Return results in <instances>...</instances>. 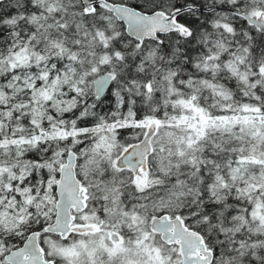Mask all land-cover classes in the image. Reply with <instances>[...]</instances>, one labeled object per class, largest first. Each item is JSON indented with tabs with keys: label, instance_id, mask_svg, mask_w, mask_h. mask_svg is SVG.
<instances>
[{
	"label": "snow or ice",
	"instance_id": "1",
	"mask_svg": "<svg viewBox=\"0 0 264 264\" xmlns=\"http://www.w3.org/2000/svg\"><path fill=\"white\" fill-rule=\"evenodd\" d=\"M0 264H264V0H0Z\"/></svg>",
	"mask_w": 264,
	"mask_h": 264
}]
</instances>
